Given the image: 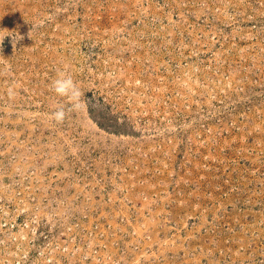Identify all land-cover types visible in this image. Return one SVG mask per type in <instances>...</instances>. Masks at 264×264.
<instances>
[{
  "label": "rangeland",
  "instance_id": "374dc122",
  "mask_svg": "<svg viewBox=\"0 0 264 264\" xmlns=\"http://www.w3.org/2000/svg\"><path fill=\"white\" fill-rule=\"evenodd\" d=\"M3 36L0 264H264V0H0Z\"/></svg>",
  "mask_w": 264,
  "mask_h": 264
},
{
  "label": "clouds",
  "instance_id": "9594fccd",
  "mask_svg": "<svg viewBox=\"0 0 264 264\" xmlns=\"http://www.w3.org/2000/svg\"><path fill=\"white\" fill-rule=\"evenodd\" d=\"M4 37L6 36L0 37V41H2ZM19 39H22V37H19ZM51 90L57 96L65 98L68 101L67 105L60 104L50 113V119L52 121L56 124H62L70 112H77L80 110L83 93L77 87V83L74 81L73 77L66 71L58 72L57 78L51 83Z\"/></svg>",
  "mask_w": 264,
  "mask_h": 264
}]
</instances>
